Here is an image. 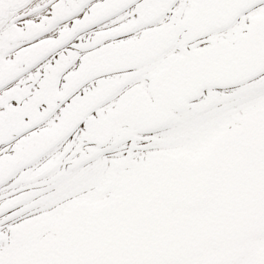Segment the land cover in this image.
Instances as JSON below:
<instances>
[{"label": "snow or ice", "instance_id": "obj_1", "mask_svg": "<svg viewBox=\"0 0 264 264\" xmlns=\"http://www.w3.org/2000/svg\"><path fill=\"white\" fill-rule=\"evenodd\" d=\"M0 264H264V0H0Z\"/></svg>", "mask_w": 264, "mask_h": 264}]
</instances>
